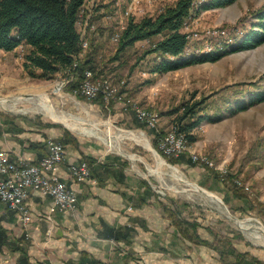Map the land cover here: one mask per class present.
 <instances>
[{
    "label": "rangeland",
    "instance_id": "374dc122",
    "mask_svg": "<svg viewBox=\"0 0 264 264\" xmlns=\"http://www.w3.org/2000/svg\"><path fill=\"white\" fill-rule=\"evenodd\" d=\"M171 1L114 0L110 5L109 0H86L81 5L78 27L81 37L84 32L88 39L84 51L95 48V75L108 77L119 89L123 88V91L120 90L122 97L108 100L102 97V101H96L95 96L83 94L79 86L71 87L72 78L66 80L63 70L52 77L30 74L24 66L29 45L20 43L10 51L0 47V110L2 114L9 115L29 114L36 123L43 117L45 122L59 124L63 135L69 130L68 142L88 139L103 149L121 154L134 163L140 174L151 179L161 195L172 192L187 200L188 207L185 206V209H194L202 219L205 217L204 220L219 236L232 235L238 247L249 248L264 259L262 236H254L251 228L241 226L230 214L233 212L240 217L239 221L246 220L264 229V99L253 101L241 109H233L237 99L247 100L254 90L264 87V41L254 46L230 49L214 60L164 71L151 69L158 52L147 50L150 45L148 38L136 40L117 54L119 39L114 40L112 32L118 23H124L123 18L157 12ZM262 6L264 0H234L225 5L197 10L185 25L190 31L188 50L200 52L224 44H235L243 30L255 19L254 12ZM87 14H91L90 20L84 25ZM93 34L95 37L91 43ZM97 41L101 44H95ZM43 93L48 95L51 104L48 100H41L45 96L41 95ZM184 99H204L199 104L200 110H209L214 118L202 119L194 128L198 138L192 142H187L179 132L183 152L186 156L198 155L194 159L200 161L195 165L187 161L177 162V168L163 162V157L170 160L161 152L162 156L155 155L147 145L150 141L153 144L156 128L168 130L173 127L175 113L169 110ZM137 105L158 112L157 123L150 125L140 118ZM94 122L99 128L96 131L87 128ZM129 130L133 133L119 136L113 144L108 143L104 136L105 133L118 135ZM63 135L54 138L63 142ZM81 158L87 159L85 155ZM202 161H209L223 173L237 171L244 184L242 190L254 202L253 206L242 211L239 205L243 201L231 197L229 203L232 207L223 196L224 190L221 191V179ZM180 174L184 179L178 177ZM192 180L207 187V192L195 188L197 185ZM214 192L222 196L229 209L215 197ZM234 231L243 236H234ZM230 257L233 258L234 254L231 253ZM258 264H264V261Z\"/></svg>",
    "mask_w": 264,
    "mask_h": 264
},
{
    "label": "crops",
    "instance_id": "0c3cea01",
    "mask_svg": "<svg viewBox=\"0 0 264 264\" xmlns=\"http://www.w3.org/2000/svg\"><path fill=\"white\" fill-rule=\"evenodd\" d=\"M62 135L59 124L43 117L36 123L29 114L0 110V148L11 157L37 159L46 153L48 138ZM65 146L70 161L92 157V174L83 181L72 180L66 164L61 168L76 187L77 208L57 209L48 218L51 195L32 188L31 219L24 225L0 198V264H236L206 240L213 235L205 217L186 210L188 201L177 194L161 195L132 161L88 139ZM175 211L195 219V236L205 240L189 236L191 229L182 232Z\"/></svg>",
    "mask_w": 264,
    "mask_h": 264
},
{
    "label": "trees",
    "instance_id": "16d2710c",
    "mask_svg": "<svg viewBox=\"0 0 264 264\" xmlns=\"http://www.w3.org/2000/svg\"><path fill=\"white\" fill-rule=\"evenodd\" d=\"M85 0H0V47L12 49L20 43H27L29 49L24 58V66L30 74L44 77H52L57 71L63 70L66 74L74 72L71 87H78L84 76L87 67L95 68L94 53L95 48L88 52L82 50L81 30L78 27V18L81 5ZM110 5H113L114 0ZM234 0H173L163 5L157 12H148L139 17L129 15L126 18V25L121 31L118 40V52L141 38H148L149 51L158 52L151 69L164 71L177 68L194 62L214 60L221 57L230 49H239L254 46L264 41V6L254 13L255 19L243 30L235 44H224L212 49L200 52H190L188 50L190 42V31L185 28L189 19L201 8L225 5ZM96 33V32H95ZM94 33V34H95ZM91 35V43L95 35ZM95 44L100 45L101 42ZM230 47V48H229ZM97 49V46H96ZM117 57V55H116ZM98 72V71H97ZM96 72V74H97ZM101 72V71H100ZM123 91V88L120 89ZM102 93L94 97L96 101H102ZM264 99V87L254 90L246 100L237 99L233 109H241L249 103ZM204 99L189 100L184 99L179 104L173 106L169 112H174L172 123L176 129L182 133L187 142H192L198 138V133L194 128L202 119H213L214 115L209 110L202 112L199 104ZM226 100H230L227 98ZM219 114V112H218ZM142 123V122H141ZM164 128H156L152 138L153 144L170 161L188 162L195 165L200 160L183 152L179 154L167 153L159 145L158 137L166 132ZM71 135L66 130L62 140L68 142ZM91 165L92 157L86 155ZM126 160V159H125ZM205 167L213 169L215 175L221 179L220 186L224 198L228 201L233 198H240L243 202L239 205L242 211H247L246 207L253 206L251 198L243 189V183L237 171L221 172L208 162L202 161ZM220 176V177H219ZM231 202V200H230ZM230 204V203H229ZM231 205V204H230ZM233 207V205H231ZM173 216L174 222L179 225L180 230L188 235L195 236L197 221L187 216L176 214ZM213 237L207 241L212 243L220 251L224 259L236 264H258L264 259L258 254L250 251L249 248L242 249L235 244L232 235L219 236L211 229ZM234 236L242 237V233L234 231ZM234 257H230V254Z\"/></svg>",
    "mask_w": 264,
    "mask_h": 264
},
{
    "label": "built area",
    "instance_id": "2783aa9c",
    "mask_svg": "<svg viewBox=\"0 0 264 264\" xmlns=\"http://www.w3.org/2000/svg\"><path fill=\"white\" fill-rule=\"evenodd\" d=\"M90 15L87 14L85 17L84 25L89 23ZM125 25L126 19L124 23H118L117 28L112 32L114 40L120 38L121 31ZM82 33V50L80 54H83L88 44L87 35L84 32ZM74 75V72L66 74V80L73 78ZM78 89L90 97L102 93L105 100L111 97H122V92L116 84L112 83L108 77L101 78L96 76L94 69L91 67H87L84 70V76ZM136 111L138 116L145 119L150 125L156 124L159 119L158 112L148 111L142 106L137 105ZM158 140L160 147L167 153L179 154L183 151L181 149L183 140L175 125L161 134ZM46 144V153L37 159H30L22 155L11 157L6 148H0V198L7 206L17 212L19 219L24 225H27L31 219L27 198L32 188H38L51 195L46 213L48 218H52L53 212L57 209H76L78 203L77 190L73 183L63 176L61 168L64 164L67 165V172L72 180L83 181L91 176V165L88 160L86 158L68 160L66 146L60 139L50 137L46 140ZM191 155L193 158L198 156L196 154ZM203 158L206 157L204 156ZM77 264L95 263L86 261Z\"/></svg>",
    "mask_w": 264,
    "mask_h": 264
},
{
    "label": "bare ground",
    "instance_id": "6f19581e",
    "mask_svg": "<svg viewBox=\"0 0 264 264\" xmlns=\"http://www.w3.org/2000/svg\"><path fill=\"white\" fill-rule=\"evenodd\" d=\"M41 95H45V96H42L41 97V100L43 99L44 101H46V100H48L49 102H50V100L48 99V95L47 94H45V93H43V94H41ZM50 104H51V102H50ZM51 109H52V107H51ZM54 118H57V117H55V116H53ZM58 119H60V118H58ZM74 119H76V118H74ZM74 119H71V120H74ZM62 120V119H61ZM83 120V119H82ZM62 121H64V120H62ZM81 121V120H80ZM69 122H70V120H69ZM105 123L106 124H108L109 122L108 121H105ZM71 124L72 125H75L74 123H73V121H71ZM95 124V125H94ZM110 127V126H109ZM87 128H89L90 130H94V131H96V130H98L99 128L96 126V123L94 122V123H92L91 125H88V127ZM133 132L132 131H127V132H124V133H121V134H118V135H115L113 132H111V133H105V137H106V139H107V142L108 143H111V144H113V143H116V139L119 137V136H121V135H123V136H125V135H130V134H132ZM182 143H183V141L181 142V149H182ZM129 155H131L130 153H129ZM159 161L162 163V160L161 159H159ZM178 175H179V173H178ZM180 176H182L181 174H180ZM180 176H178L179 178H180ZM197 185V184H196ZM195 188H197V189H200V187H198V185L197 186H195ZM205 192H207V191H205ZM215 197L216 198H218V199H220V197L219 196H216L215 195ZM221 201V200H220ZM240 223L244 226V227H247V228H251L252 229V231L254 232V236H258L257 234H259V235H261L262 236V239L264 240V229L262 228V227H260V225H254L253 223H251V222H248V221H246V220H240Z\"/></svg>",
    "mask_w": 264,
    "mask_h": 264
},
{
    "label": "water",
    "instance_id": "95a60500",
    "mask_svg": "<svg viewBox=\"0 0 264 264\" xmlns=\"http://www.w3.org/2000/svg\"><path fill=\"white\" fill-rule=\"evenodd\" d=\"M55 119H56V120H59V121H62L61 119H58V118H55ZM149 141H150V140H149ZM149 143H150V145H147V144H145V143H144V144L147 145V147L150 148V149L154 152L155 155H160V156H162L161 153H160V151L158 150V148L155 147V146L152 144L151 141H150ZM163 159H164L163 162H166V163H168V164H170V165L175 166V167L178 168V166H177L174 162H172V161H167L164 157H163ZM180 178L184 179L183 176H180ZM187 180L191 181L190 179H187ZM192 181H193V180H192ZM193 182H195V183L198 185V187H200V189H201L202 191L205 192V191L208 190L207 187H205L204 185L198 183L197 181H193ZM214 193H215L216 196H219V197H220V200L223 202L224 206H225L227 209H229L227 203L224 201V199L222 198V196H221L220 194H218L217 192H214ZM230 214H231L232 216H234V217L237 219L238 223H239L241 226H243V225L240 223V221H239L240 217H238V216H237L236 214H234L233 212H230Z\"/></svg>",
    "mask_w": 264,
    "mask_h": 264
}]
</instances>
